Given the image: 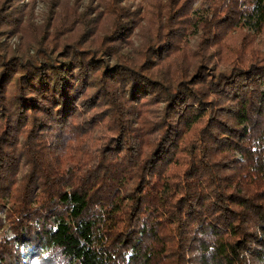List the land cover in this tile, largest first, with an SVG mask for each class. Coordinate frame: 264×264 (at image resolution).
I'll return each mask as SVG.
<instances>
[{
	"label": "trees",
	"instance_id": "1",
	"mask_svg": "<svg viewBox=\"0 0 264 264\" xmlns=\"http://www.w3.org/2000/svg\"><path fill=\"white\" fill-rule=\"evenodd\" d=\"M149 7L153 48L133 64L117 47L134 13L117 8L103 50L0 53V264H264V61L252 48L208 71L211 50L236 46L230 34L264 41V0ZM107 51L124 67L93 76L116 96L75 101ZM179 53L161 89L151 69ZM118 107L134 109L125 127Z\"/></svg>",
	"mask_w": 264,
	"mask_h": 264
},
{
	"label": "rangeland",
	"instance_id": "2",
	"mask_svg": "<svg viewBox=\"0 0 264 264\" xmlns=\"http://www.w3.org/2000/svg\"><path fill=\"white\" fill-rule=\"evenodd\" d=\"M153 3L154 0H0V16L6 13L7 19H5V22L13 25L12 29L4 31L5 26H2L3 20H0V31H4L0 32V53L3 57L13 56L24 60L27 57L33 56L38 50L49 51L51 47V50H55L60 47L62 48L66 44L74 45L73 48L78 51L83 49L95 50L97 47L103 50V45L106 41L104 36L113 30H115V33L119 31L117 24L113 22L112 15L113 9L117 8V12L120 13L121 18L123 15L132 14L131 12L134 13L135 22L131 21L127 22L129 24H125L129 25L130 30L124 31V38L119 39L120 44L117 47V49H122V52L125 53L123 58L128 60L129 64H133L134 58H137V53L140 51L141 46H144L142 52L144 57L150 56L147 51L153 48V43H149L151 46L148 47V37L151 27L150 14L148 13L151 10L149 5ZM236 34L234 32L228 36L229 38L225 39L228 43L236 41L237 44L234 48L225 50L223 47H218L214 48V51L211 50L210 65L212 66L209 65V72L225 69L227 62H229L234 54H246L252 48L257 51L258 55L256 57H261V61H264V57H262L264 54V41L256 39L249 43L244 38V40H240ZM189 38L191 39L190 43H192L194 38ZM179 51L182 50L179 49ZM95 53L99 52L95 51ZM171 57L172 60H167L166 58L156 68L151 69L152 71L154 70L156 76L163 79L162 82H159L161 89L168 88L169 85H167L168 83L165 80H168L169 75L173 74V68L184 65L188 60V56L182 55V53L175 54ZM223 57L227 62L223 60ZM97 59L98 73L90 74L85 84L74 93L73 98L75 101H78L79 95L81 97L86 95L92 96V93L98 92V87L102 90L104 89L106 92L105 95L99 94V98H107L106 100H108L109 95L111 97L116 96L117 92L115 91L113 83L108 82V88L105 86L107 77L97 80L93 75L102 76L105 70L104 67L107 68L111 65L124 66L118 65L119 62L110 54V51L100 54L97 56ZM141 60L142 58L139 59V61ZM151 64L149 63L148 66H151ZM142 73L143 70L141 71ZM14 76L15 74L10 76L12 80L9 82L8 90H5L6 95H8ZM165 94V91H163L162 95L157 93L159 96L151 97V100L155 103L159 99H162V97L165 98ZM106 100L99 101L95 98V103L97 102L96 110L105 107ZM162 105L163 103H148L147 107L149 109H155L160 113ZM123 109L118 107L117 113H114V115L118 123L125 124V127L128 123L127 119L130 123L134 109L124 114L121 112ZM149 109L148 111H150ZM118 111L121 112V115H117ZM31 114L30 111H27V116ZM123 116L127 118L124 122ZM4 123H6L5 119L0 114V128L5 127ZM131 124L133 126L136 125ZM119 127L122 128L123 126L120 125ZM116 130L111 133L110 131L106 132L104 130L97 131L96 133L105 134L109 139V137L112 138L118 133ZM92 141L93 138L91 135V144L94 145L95 142L93 143ZM0 218L4 219V215L0 214ZM7 233H9L8 230Z\"/></svg>",
	"mask_w": 264,
	"mask_h": 264
}]
</instances>
